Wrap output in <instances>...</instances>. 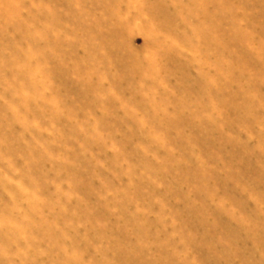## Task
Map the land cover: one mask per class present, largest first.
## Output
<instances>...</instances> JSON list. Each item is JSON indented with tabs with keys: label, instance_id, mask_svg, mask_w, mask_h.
Listing matches in <instances>:
<instances>
[{
	"label": "rangeland",
	"instance_id": "obj_1",
	"mask_svg": "<svg viewBox=\"0 0 264 264\" xmlns=\"http://www.w3.org/2000/svg\"><path fill=\"white\" fill-rule=\"evenodd\" d=\"M0 264H264V0H0Z\"/></svg>",
	"mask_w": 264,
	"mask_h": 264
}]
</instances>
